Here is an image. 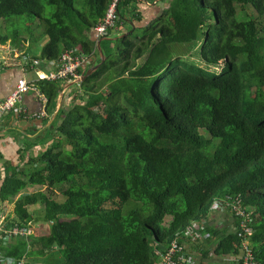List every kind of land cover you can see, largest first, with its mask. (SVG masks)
Segmentation results:
<instances>
[{"label": "trees", "instance_id": "1", "mask_svg": "<svg viewBox=\"0 0 264 264\" xmlns=\"http://www.w3.org/2000/svg\"><path fill=\"white\" fill-rule=\"evenodd\" d=\"M42 1L0 0V19L40 21L0 33V44L23 50L27 65L77 47L93 54L89 67L99 63L91 35L111 0H45L50 15ZM122 1L116 27L101 37L104 63L68 105L57 111L62 81L37 82L49 112L57 111L52 141L25 164L7 167L0 204L15 203L17 216L5 220L13 229L31 228L28 208L42 203L50 230L2 234L0 254L26 255V264H153L156 248L176 238L204 257L232 254L237 235L210 215L198 218L226 187L224 195L240 194L254 209L251 245L264 264V0H170L111 47L109 36L125 20ZM7 26L4 20L0 31ZM208 218L207 241L180 237ZM52 252L61 260L46 262Z\"/></svg>", "mask_w": 264, "mask_h": 264}, {"label": "built area", "instance_id": "2", "mask_svg": "<svg viewBox=\"0 0 264 264\" xmlns=\"http://www.w3.org/2000/svg\"><path fill=\"white\" fill-rule=\"evenodd\" d=\"M119 2L120 0L110 1L104 18L95 27L96 43L109 29L116 27L118 18L117 6ZM78 49L79 47L76 49L66 48L58 59L51 61V63L54 64V68L39 74V78L36 80L26 79L25 77L19 78L13 91L0 102V120L6 113L13 110H16L19 117L25 119L30 117L39 118L48 113L47 108H45L48 103V97L38 87V80H60L63 83V92L71 90L72 84H76L77 87H80L81 82L83 81V72L93 62V54L80 53L77 52ZM3 50L2 45H0V51ZM13 50H15L13 53H9V50L7 49L6 51L8 54H2L0 57V72L16 66L20 61H23L26 65L27 61L30 59L23 50L17 48ZM40 62V59H32L29 66L35 68ZM30 90L38 93V98L43 102L44 107L39 113H28L26 106L22 103L25 93ZM2 208H4L3 203L0 204V237L2 234L6 235L4 239H8V237L18 234L28 237L29 234L34 232L32 227H14L13 229H7L5 227V217L1 214ZM219 209L229 211L233 218L228 229L230 232H234L238 237V241L234 245L236 252L232 254L223 253L218 256L212 252L209 257H204L197 251L191 250L188 243L181 244L179 243L178 238H176L173 239L168 246L162 247V245H159L156 248L155 252L158 258L153 264H203L205 259H208V262H204V264H259L255 258L254 250L251 245V237L254 233L253 226L251 225L254 216V209L245 206L242 203V196L240 194H225L222 198H219L214 204L212 210ZM211 220V218L202 220V223L197 227V230H194L195 228L193 227H189L180 237L190 238L189 241L194 243L199 239L207 241L210 236L208 237V234H205L204 230ZM26 263V255L19 259H15L0 254V264Z\"/></svg>", "mask_w": 264, "mask_h": 264}, {"label": "crops", "instance_id": "3", "mask_svg": "<svg viewBox=\"0 0 264 264\" xmlns=\"http://www.w3.org/2000/svg\"><path fill=\"white\" fill-rule=\"evenodd\" d=\"M124 1L125 0L122 2ZM169 3L170 0H135L130 2L127 6L128 9L131 7V17L129 18L135 17L133 22L129 21L131 22L130 27L132 25L134 27H142L146 25L150 20L167 8ZM137 18L140 19L137 20ZM121 24H123V22ZM122 27L119 28L120 30L117 28L121 33L126 31L124 26ZM91 37L94 39L95 34L93 33ZM44 42L45 40L41 42L40 45ZM53 68L54 64H52L51 61L41 60L35 68H32L27 64L25 65L23 61H20L16 66L1 71L0 102L13 91L19 78L25 77L26 79L36 80L39 78V74L52 70ZM72 94V90H66L64 92L61 90L57 102V109L59 105H68L71 100H73ZM69 95L70 97H68ZM22 103L26 106L28 113L30 114L39 113L44 107L43 102L38 98V93L32 90L25 93ZM45 108H47L48 113L39 118H21L18 116L16 110H13L6 113L0 120V186L5 178L8 166H21L25 164L30 153L34 152L36 154L39 149L43 150L51 143L52 140L47 139V137L50 132V124L53 122L57 111L50 113L48 103ZM7 205L10 206L11 203L8 201L4 202V208L1 209V214L4 217L7 215L6 212L4 213L5 206ZM42 209V203L30 205L28 208L31 217L33 218L30 222L33 229L35 226L34 224L38 222H47L41 218ZM10 213L11 210L8 214ZM210 217L216 221L215 226L221 225L224 229L228 228L233 220L230 213L223 209L212 211ZM33 222L35 223L33 224ZM195 251H197V249H195Z\"/></svg>", "mask_w": 264, "mask_h": 264}, {"label": "rangeland", "instance_id": "4", "mask_svg": "<svg viewBox=\"0 0 264 264\" xmlns=\"http://www.w3.org/2000/svg\"><path fill=\"white\" fill-rule=\"evenodd\" d=\"M43 2V4H44V14H46V15H50V13H51V11H52V9H53V7L51 6V5H49L45 0H43L42 1ZM128 5H125L124 4V2H122L121 4H120V11H121V13H122V15H123V18L125 19L124 21H123V26H124V28H125V30L126 31H124L123 33L124 34H128L129 33V31H128V29H130V24H131V22H129L130 21V18L129 17H131L130 15H131V7H129V9H128V7H127ZM248 12H251V10H248V9H246V11H244V13L242 12V13H240L239 14V16H240V18H245V14H248ZM4 20H7V24H8V26H7V28H3L1 31H0V33H5V32H7L8 30H13V29H15V28H22V26L24 25V23L23 24H21L20 25V22L21 21H23V22H26L27 24H30L31 26H32V28H34V26L35 25H37L40 21H39V19L38 18H34V17H27V16H11V17H8L7 19H0V26H2V23H3V21ZM120 28V27H119ZM39 29V30H38ZM36 28L35 29V32H37V33H39V31H41V28ZM118 30H120V29H118ZM118 30H116V28H115V30H113L112 31V34L109 36L110 38H114L113 40H111L110 42H111V47H113L114 45H116L117 43H119L118 42V39L116 38V37H119L122 33L121 32H119ZM142 30H137V34L138 35H142V32H141ZM90 35H91V33H90ZM25 36V35H24ZM25 37H27V36H25ZM135 39V38H134ZM44 40H46V38H43L42 39V41L41 42H43ZM30 41V40H29ZM140 43V42H139ZM1 45V44H0ZM192 45H194V44H192V43H189V46L190 47H192ZM23 49L24 48H26V44H23ZM148 47H149V45L147 46V48H146V51L148 50ZM2 48L4 49L3 51H0V57L2 56V54H5V55H7L8 54V52L6 51L7 49L9 50V53H13L15 50H13V48L11 47V42H7V43H5V44H2ZM17 48V47H16ZM14 49H15V47H14ZM32 53L34 54V55H36V56H38V55H40V47H34L33 48V51H32ZM134 55V54H133ZM145 56H146V54L139 60V62H142L143 60H144V58H145ZM0 62H1V58H0ZM103 76V75H102ZM103 80V77H101L100 78V80H98L99 82H101ZM80 89V87H77V85L76 84H72L71 85V90L72 91H74V90H79ZM68 97H70V95L68 96ZM68 107V106H67ZM252 166L253 165H250L249 166V168H252ZM30 190H31V188H30ZM225 191H227V188L225 187L224 189H222L218 194H217V196L215 197V198H213L212 199V201H210L202 210H201V212L199 213V215H198V218H204V217H209V215H210V213H211V211H212V208H213V206H214V204L216 203V201L219 199V198H222L223 197V195H224V193H225ZM11 203V205L10 206H5V209H4V213L6 212L7 213V215H6V217H5V220H6V218H8V217H12L13 218V216L15 215V216H17L15 213V203H13V202H10ZM13 209V210H12ZM11 210V213L10 214H8V212ZM35 222H33V224H34ZM35 225V226H34ZM33 226H34V229H33V231H35V234L36 235H46V234H48V232H49V230H50V223L48 224V222H38V223H36V224H34ZM31 227H32V225H31ZM46 262H52V261H58V260H61V257H60V255L57 253V252H52V253H50V254H48L47 256H45V259H44Z\"/></svg>", "mask_w": 264, "mask_h": 264}, {"label": "water", "instance_id": "5", "mask_svg": "<svg viewBox=\"0 0 264 264\" xmlns=\"http://www.w3.org/2000/svg\"><path fill=\"white\" fill-rule=\"evenodd\" d=\"M103 38H101V39H99L98 41H97V44H98V51H99V53H100V57H101V60H100V62L99 63H96V64H94V65H92L91 67H89L88 69H86L84 72H83V77H82V80H85L87 77H89L90 75H92L95 71H97L99 68H100V66L104 63V61H105V55H104V53H103V51H102V49H101V46H100V43H101V40H102ZM61 107V105H59V107H58V109ZM58 109H57V111H58Z\"/></svg>", "mask_w": 264, "mask_h": 264}]
</instances>
